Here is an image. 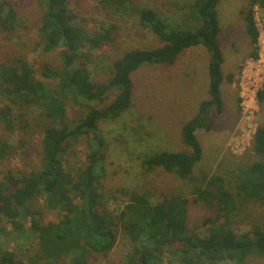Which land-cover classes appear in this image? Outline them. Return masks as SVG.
<instances>
[{"label": "trees", "instance_id": "1", "mask_svg": "<svg viewBox=\"0 0 264 264\" xmlns=\"http://www.w3.org/2000/svg\"><path fill=\"white\" fill-rule=\"evenodd\" d=\"M130 1L102 0L105 5L119 2L122 6ZM219 1L192 0L188 9L189 17L197 21L194 28L172 26L152 8H132L140 26L154 33L162 45L154 49L126 51L112 62L109 81L95 83L85 63L79 60L82 57L91 59V52L83 49L97 48L101 41L109 40L106 28L91 32L73 20L75 16L69 10L67 0H44L39 45L43 51L61 47L62 68L44 67L42 72L57 79V90L49 88L35 76L33 67L23 55L0 63V95L9 102L0 109L4 129L23 130L27 125L26 111L32 107L40 110L39 116L43 120L38 167L19 172L11 183L6 180L0 183V223L10 222L16 230L21 229V212L30 211L28 206L37 199L45 208L54 211L55 217L43 225L34 224L37 247L32 256L21 259L14 251L0 250V264H52L63 258L69 259V264H86L90 256L105 254L112 247L118 231L123 232L131 243L126 264H160L162 250L168 246H171L172 254L179 256L180 264L221 261L242 264L251 256L264 257V228L254 225L251 235L239 236L230 219L239 202L264 203L262 124L255 128L251 141L256 160L236 167L232 181L215 173L203 174V185L192 187L194 202L208 206L214 202L222 204L215 213L218 220L209 217L212 224L203 234L187 229L190 200L186 196L163 194L160 200L152 202L146 194L132 190L123 208L112 215L103 207L102 193L97 186L104 157L103 143L97 135L98 123L117 118L130 106L132 72L144 64L173 63L184 49L202 45L211 53L208 63L210 81L208 98L200 102L197 113L181 128V140L190 150H162L142 161L147 170L158 167L185 181L193 179V168L202 155L196 131L208 128L210 110L215 108L220 112L222 106L219 89L222 56L216 43ZM255 4L264 9V0H249L243 14L253 47L250 56L256 59L259 32L253 12ZM16 19L15 8L9 1L2 0L1 28L13 30ZM112 88H116L113 100L101 106ZM63 93L77 106L76 109H81L71 119L66 117ZM255 96L259 102L264 100V83ZM13 106L18 113L14 112ZM84 135L88 136L91 148L84 165L74 173L65 170L62 156L66 144H72ZM9 151L10 145L0 138V157H5Z\"/></svg>", "mask_w": 264, "mask_h": 264}, {"label": "rangeland", "instance_id": "2", "mask_svg": "<svg viewBox=\"0 0 264 264\" xmlns=\"http://www.w3.org/2000/svg\"><path fill=\"white\" fill-rule=\"evenodd\" d=\"M7 1L15 8L17 19L11 31H4L0 26V63L23 55L33 67L35 76L49 88L57 90V79L42 72L44 67L52 70L62 68L61 47L43 51L39 45L44 0ZM131 1L124 2L122 6L119 2L105 5L102 0H67L68 8L75 16L74 21L91 32L107 30L105 34L109 40L101 41L97 48L83 49L91 52V59L82 57L79 60L85 63L95 83L109 81L112 62L126 51L154 49L162 45L154 33L140 26L132 8L155 9L172 26H197V21L189 17L188 7L192 0ZM248 6L249 0H220L217 5L219 32L216 43L222 56L219 85L222 106L220 112L215 108L210 110L208 128L196 131L202 155L193 168L191 181L158 167L147 170L142 161L162 150H190L181 140V128L197 113L200 102L208 98L211 53L205 46L184 49L173 63L144 64L133 71L130 106L115 119L99 121L97 135L103 143L104 157L97 186L102 193L103 207L112 215L123 208L129 192L135 190L146 194L152 202L160 200L163 194L188 197L189 231L203 234L212 224L209 217L214 216L218 220L215 213L222 204L214 202L208 206L194 202L191 189L195 185H203V174L215 173L226 181H232L236 167L256 160L252 136L258 125H264V100L259 102L255 96L264 83V9L258 4L253 5L259 32L258 56L255 59L250 56L253 47L243 14ZM115 93L116 88H112L101 106L109 104ZM63 96L66 99V117L71 119L81 109H76L68 95L63 93ZM7 104L9 102L0 95V109ZM13 110L18 113L14 106ZM39 111L35 107L26 111L24 119L27 125L23 130L14 128L6 131L0 121V138L10 145L9 154L0 157V183H5V180L11 183L19 172L34 170L40 164L43 120ZM16 123L19 125V120ZM88 139L84 135L65 145L62 156L65 170L74 173L84 165L86 154L91 149ZM9 186L12 187L13 183ZM236 205L230 219L237 235H248L254 225L264 228V203L247 201ZM28 208L30 211L21 212V229L16 230L10 222L0 223V250L14 251L21 259L36 252L34 224L43 225L55 217V212L45 208L40 199L32 201ZM114 239L105 254L90 256L86 264H126L131 243L121 231L115 234ZM169 247L163 248L160 264H180L179 256L172 254ZM52 264H69V259L63 258ZM215 264L235 263L221 261ZM242 264H264V257L251 256Z\"/></svg>", "mask_w": 264, "mask_h": 264}, {"label": "water", "instance_id": "3", "mask_svg": "<svg viewBox=\"0 0 264 264\" xmlns=\"http://www.w3.org/2000/svg\"><path fill=\"white\" fill-rule=\"evenodd\" d=\"M215 51V50H214Z\"/></svg>", "mask_w": 264, "mask_h": 264}]
</instances>
